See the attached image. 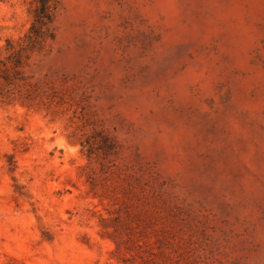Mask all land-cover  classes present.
I'll use <instances>...</instances> for the list:
<instances>
[{"label":"rangeland","instance_id":"374dc122","mask_svg":"<svg viewBox=\"0 0 264 264\" xmlns=\"http://www.w3.org/2000/svg\"><path fill=\"white\" fill-rule=\"evenodd\" d=\"M53 1L0 0V264H264V0Z\"/></svg>","mask_w":264,"mask_h":264},{"label":"trees","instance_id":"16d2710c","mask_svg":"<svg viewBox=\"0 0 264 264\" xmlns=\"http://www.w3.org/2000/svg\"><path fill=\"white\" fill-rule=\"evenodd\" d=\"M56 13V6L53 0H34V6L32 9V23L27 34V41L30 48L35 49L42 44L48 37H53V21ZM11 57H16L13 60L14 67L20 65L21 56L18 51H14ZM10 57V58H11ZM10 67H5V71ZM5 79L9 78V73L4 75ZM107 138L103 139L102 143L86 140L82 143L83 149H85L88 155L93 154L96 150L102 149L104 152L110 151L114 145L111 141H107Z\"/></svg>","mask_w":264,"mask_h":264}]
</instances>
